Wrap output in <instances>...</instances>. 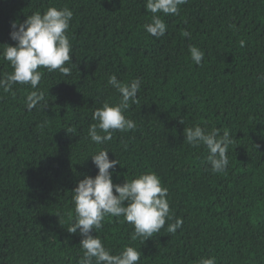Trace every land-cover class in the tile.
<instances>
[{
	"label": "trees",
	"instance_id": "16d2710c",
	"mask_svg": "<svg viewBox=\"0 0 264 264\" xmlns=\"http://www.w3.org/2000/svg\"><path fill=\"white\" fill-rule=\"evenodd\" d=\"M145 5L0 0V53L16 44L12 22L51 6L73 11L70 75L41 68L37 89H0V264H78L82 237L67 230L75 221L72 190L98 173L90 155L104 148L120 161L114 183L156 172L173 215L145 242L132 239L134 226L123 217L106 218L98 234L113 254L134 246L142 251L138 264L207 257L264 264V0H187L178 15H162L167 31L158 39L145 30L153 15ZM190 45L204 51L202 65L192 61ZM12 71L0 55V77ZM112 74L125 83L142 78L139 102L126 113L137 127L98 145L88 129L97 108L119 99L107 84ZM34 90L47 104L29 111ZM197 124L229 131L225 172L214 174L206 147L185 141V128ZM176 218L182 227L167 233Z\"/></svg>",
	"mask_w": 264,
	"mask_h": 264
},
{
	"label": "clouds",
	"instance_id": "9594fccd",
	"mask_svg": "<svg viewBox=\"0 0 264 264\" xmlns=\"http://www.w3.org/2000/svg\"><path fill=\"white\" fill-rule=\"evenodd\" d=\"M186 3L187 0H146V10L153 14L151 22L145 25L146 32L157 39L164 36L167 24L162 15H178L180 6ZM72 18L73 11L70 8L51 6L43 13L36 11L28 15L19 24L12 22L10 36L16 44H6L0 55L10 62L13 71L0 77V89L8 92L17 83L37 89L43 76L39 70L41 68L70 75L71 69L65 65L72 61L73 45L68 35ZM182 35L189 37L190 33L185 30ZM239 43L241 47L245 46L244 40ZM189 53L196 65H202L205 55L202 49L190 45ZM107 84L120 96L114 103L106 100L93 113L96 122L90 125L88 136L98 145L111 141L116 130L123 133L137 127L126 113L139 102L142 78L125 83L112 74ZM41 102L47 104L43 91H31L26 97L29 111ZM67 131L72 133L74 130L69 128ZM184 131L185 141L189 145L206 147L207 163L214 174L226 171L229 165L227 150L233 142L229 131L225 130L222 134L217 128L208 131L199 124L186 127ZM109 150L104 148L90 155L98 173L94 177L85 176L72 190L75 221L67 230L73 234L79 231L82 237V256L78 264H138L140 261L141 249L126 246L121 252L113 254L112 249L105 246L98 232L108 217H123L124 221L134 226L132 239H141L143 242L159 233L165 227L166 220L173 219L167 198L169 190L163 185L161 177L154 171H147L132 179L126 177L122 184L114 183L113 172L120 161L118 158L110 159ZM182 224V219L176 218L174 223L168 224L166 232L174 234ZM93 231L97 234L93 235ZM199 264H216V258H201Z\"/></svg>",
	"mask_w": 264,
	"mask_h": 264
}]
</instances>
